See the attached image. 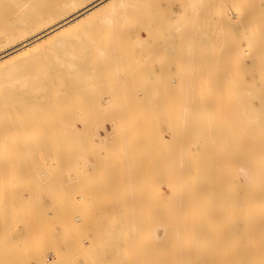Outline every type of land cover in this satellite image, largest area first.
<instances>
[{"label": "rangeland", "instance_id": "374dc122", "mask_svg": "<svg viewBox=\"0 0 264 264\" xmlns=\"http://www.w3.org/2000/svg\"><path fill=\"white\" fill-rule=\"evenodd\" d=\"M9 1L0 0V34L10 35L15 42L31 37L36 29L50 20L57 22L66 11L60 7L65 0H12L15 4ZM18 1H25L26 8L23 2L19 6ZM41 1L44 5L48 2L49 7L40 5ZM85 1L90 0H75L77 3ZM178 1L155 0L152 4L143 1L138 5L131 2L128 7L131 13L129 9L124 11L131 20L122 17L121 23L118 21L111 25L113 31L109 26L106 30L99 24L94 25L91 31H74L62 37L66 43L62 50L52 47L50 42L13 63L15 71L12 78H15L11 83L14 85L6 82L9 87L4 83V88L0 86L1 95L4 93L0 96V264H175L174 249L169 244L172 241H168L171 238L166 240L170 237L167 223L172 224V221L164 222L166 216L163 213L175 209L171 208L170 199L177 192L173 193V188L184 184V179L180 176V180L176 172L181 162L176 164L177 161L173 160L180 154L175 150L180 147V133L183 149L187 126L192 121L189 116L185 118L181 107L187 95L179 97L182 89L178 85L181 84L179 74H182L183 63L176 56L189 54L192 48L198 50L203 46L207 27L216 16L212 9L218 3H225L224 8L228 12H236L238 18L246 16L244 28L248 33L264 35V0H196L185 10L187 17L182 19L183 25H179L182 35L174 31L178 26L177 20L174 21L173 15L168 18L171 13L166 11L168 6L179 8L175 6ZM242 6L249 16L244 15ZM145 9L149 14L159 11L154 17L149 15L155 21L145 20ZM33 11H37L34 12L36 22ZM26 13L28 17L22 16ZM3 15L5 21L1 20ZM142 16L145 24L150 25L147 27L152 28L148 33ZM168 19L173 20L170 22ZM182 20H179L180 24ZM168 25L174 32L167 31ZM13 29L16 30L13 32ZM24 29L27 30L25 35L21 31ZM15 32L23 36L15 37ZM192 36L198 40L194 46ZM6 45L8 43L0 41V51L5 50ZM5 69L3 67L0 72ZM258 71L255 69L249 76H242L254 85V97H259L264 91V77L257 76ZM182 75L183 84L188 85L184 72ZM6 89L12 94L7 95ZM175 90L179 94H175ZM170 94L176 95L174 99ZM158 99L166 101L162 104ZM180 99L184 100L183 104ZM154 106L158 108L155 111ZM214 114L210 117L213 119L208 120L219 122ZM185 119L189 124L184 122ZM149 121H152L151 127ZM238 121H243V124ZM238 121L241 128L249 124L247 116ZM145 144L150 146L147 148ZM50 149L55 150L54 154ZM168 150L172 153H167ZM167 154L176 158L168 162ZM57 155L62 157L57 159L61 162H54ZM161 158L166 167L162 168L165 162Z\"/></svg>", "mask_w": 264, "mask_h": 264}, {"label": "bare ground", "instance_id": "6f19581e", "mask_svg": "<svg viewBox=\"0 0 264 264\" xmlns=\"http://www.w3.org/2000/svg\"><path fill=\"white\" fill-rule=\"evenodd\" d=\"M11 1L12 0H10L9 2ZM15 1L17 2V0H13V2ZM25 1L24 2L22 1V2L24 3L23 5L26 8ZM143 1L149 2L152 4L155 0H90V1H85L82 3H77L75 2V0H65L63 3L60 4V7L66 10L63 14H61V18L59 17L60 20H58L57 22L50 20L47 23L42 24L44 22L42 21L41 23L40 21L42 19L39 18L40 24L44 26H40L42 27L40 29V27L36 25L37 27H39V30L36 29L37 31L33 33L31 37L24 39L20 42L18 41L15 42L14 40H12V37L10 35L3 36V34H0L1 35L0 41L1 42L4 41V43L5 42L8 43V45H6L7 46L6 49L3 51H0V70L3 67L6 68L5 69L6 71L0 72L1 88H4L3 85L5 86L7 85L6 82L8 83L10 82L9 85L11 86L12 84L11 79L14 80L15 78V76L12 78V76L14 75V71H15L13 63L17 59L28 56L34 50L42 46H45V44L50 43V42H52V47L62 50L66 46L65 45L66 43L65 41H63L62 37H64L65 35L71 32H74V31L77 32L78 30H79L78 32H86L89 30L91 31L94 25L96 24L102 25L104 29H106V27L109 26L110 29L112 30L113 27L111 25L113 23H117L118 21L120 22V19L124 18L125 20L128 18L127 12H126L127 16H125L124 11L129 9L128 7H130L129 4L131 2H134V3L136 2L138 5L140 2H143ZM195 1L196 0H179L175 4V6H178L179 8L174 7V6L167 7L166 11H168V13H171V14H168L170 15L168 16V18H170L171 15H173L174 21L177 20L175 22L178 24V26L175 25L176 26L174 27L176 29L174 30L175 32L178 31L179 33L180 31L179 28L181 27L179 25H183L182 19H185L187 17L185 15L187 14L185 10L189 8L188 6L189 4H192V3L195 4ZM224 1L225 0H223V2ZM13 2H11V4H15ZM22 2L18 1L19 6L20 4H22ZM42 2L43 1L40 2V5L43 4ZM196 3L199 4V2H196ZM46 4L48 6L49 3L45 2V5ZM224 4L225 3L223 4L218 3L215 6V8L212 9V11L216 14V16L214 18L215 20L211 22V24L207 27L208 29L206 28L208 31L207 34H206V30L204 29L205 27L203 28L205 31L204 33L206 34L203 40V44H202L203 46L200 47L198 50L192 48L189 51L190 52L189 54L188 53L185 55L179 54L178 56H176V59L177 58L179 60L182 59L181 63L185 65V66L182 65L181 70H182V74L183 72L185 74L184 76L185 81L188 82V85L186 84L187 86L183 84L182 79H181L183 78V75L179 74V76L181 75L179 77L181 84L178 83V85L182 86L181 87L182 89L179 88L181 90L180 92L181 95H179V97L187 95V97L184 96L185 98H187L184 104H183L184 100L180 99L182 100L180 102L183 104V106L181 105V107L184 109L183 112L185 113V118L188 119V116H189V118L192 119V121H190L191 126L186 121V119L184 121L186 124H189L186 130L187 136L184 139V147H183L184 151L181 148L182 143H183L182 142L183 139L181 138L182 136V132H181L180 133L181 135L180 136V141H181L180 147L179 149L177 148L175 149L176 152L178 150L180 154L176 153L178 155L177 159L173 160V161H177L176 164L178 162H181L180 164L178 163L179 165H177L178 167L177 169L179 170H176V172L179 173V177L181 176L184 179V184L179 188H173V193H175V191L177 192L175 196L171 195L170 199L172 200L171 208L174 207L175 209H173V211L172 210L171 211L167 210V212L165 211L166 214L162 212L164 217L166 216L163 219L164 222L166 221L167 223L168 221H172V224L168 222L170 225L167 223V227L169 228V231H170L169 232L170 237L166 238V240L171 238L168 241L169 242L172 241V243L171 242L170 243L168 242V243L170 245L172 244L173 246L175 264H264V115H262L264 113L262 114L259 113V111L264 112V91H262V95H260L259 97H254L255 96L254 90H253L254 85L252 86V84L248 82L247 79L246 81L242 79L243 78L242 76L244 77L249 76L250 73L255 69L259 70L257 76L264 77V35L261 36L259 35L260 33L253 34L254 30L252 31L253 33H248L246 29L244 28L247 25L246 16L238 18L236 12H228L224 8ZM27 5H28L27 7L30 6L29 4ZM45 5L43 7H45ZM208 6H209V2H208ZM255 6H256V3H255ZM60 7H59V10L61 9ZM133 8H134V5H133ZM146 8L149 9L148 7ZM157 8H158V5H157ZM162 8H165V6ZM28 9H29L28 11H30L29 13L32 14V9L30 7ZM137 9L135 8V10ZM209 10H210V6H209ZM253 10L255 9L253 8ZM145 11L146 9L143 10V13H144L143 15L146 18L143 16L142 17H143V20L145 18L147 22H148L147 18H150V16L154 17V14H157L159 12L157 10L158 12L152 11V13L149 14V11H146V12ZM34 12H37V11H33V17H34L33 19H34V22H36L37 19H36ZM246 12L247 11H245L244 12L245 14L244 13L243 14L247 15ZM27 13L22 14V16L27 15ZM129 13H131V11ZM147 13H148V16L150 15L149 17L147 16ZM1 16L2 15H0V17ZM4 18L5 16L3 17V19ZM256 18H255V21H256ZM3 19L1 20L5 21V19L4 20ZM33 19L32 21L31 19L29 21L33 22ZM152 19H151L152 21H155L154 18ZM173 19H170V20H173ZM128 20H131V19L128 18ZM128 20H126L127 23L129 22ZM145 20H144V24H145ZM179 20H182L181 24ZM142 23L143 21L140 22L141 25ZM149 23L151 24V21ZM7 24H9V22ZM33 25H35V23ZM169 25H168V28H166L167 31H169L168 29H170ZM7 26L8 28H10L9 25H6V27ZM10 26L12 27L11 24ZM147 26H150V25L148 23L144 25L146 32L148 33L150 32L151 27L149 28ZM142 27L140 26V29H143ZM3 29H4V26H3ZM134 29L135 28H133L132 30ZM145 29H143L144 32H145ZM171 29L169 33H171V31L174 32L173 27ZM251 29H253V27H251ZM15 30L16 29H13V32ZM21 31H23V34H24L27 30L25 31L24 29ZM182 31H185V30H182ZM233 32H234V35H233ZM1 33H3V31ZM29 33H32V31ZM15 34L17 35V32H15ZM23 34L21 33L20 35H17V36L13 35V36L19 37L21 35L23 36ZM176 34L174 33V35ZM131 35H132V31H131ZM174 35L172 34L173 37H175ZM180 35H182V33ZM196 35L197 34H195V36ZM195 36H192L193 41L191 40L193 46H194V43L198 41L196 39L197 36L196 37ZM201 37H203V35H201ZM175 39L177 38L175 37ZM165 46H167V44ZM172 49H174V47ZM98 50L100 51V49ZM146 52L148 51L146 50ZM170 58H173V57H170ZM210 69H211V72H210ZM181 70L177 69V72L181 73L180 72ZM262 81H264V78H262ZM182 84L185 85L184 89H183ZM9 85H7V87H9ZM12 87L10 88L11 92L14 91L12 90L13 89ZM170 90H173V89H170ZM147 91H148V87H147ZM173 91L171 92L173 93ZM2 92H4V90H2ZM7 92H8L7 95L12 94V93L11 94L9 93V90H7ZM156 92H159V90H156ZM176 92L177 90H175L174 93L179 94V92L177 93ZM168 93L169 91L167 90V94ZM2 95L0 92V96ZM155 95L157 96L158 94L156 93ZM149 96H150V93H149ZM169 96H172V98L174 99L176 95L173 97V94L172 95L170 94ZM164 101L161 100V102L160 101L159 102L162 103ZM153 102L154 101H152V103ZM142 106H143L142 108L144 109V105ZM154 108H153L154 111L158 109L155 106ZM128 113L129 112H127V115ZM214 113H217V114H214ZM213 114L216 115L215 117H218L216 119H218L219 122H212V121L210 122L208 120V118L213 117L212 116ZM121 116L123 115L121 114ZM242 116L244 117L247 116L249 118V124L247 127H244V126L243 128H241L242 126L240 127V125L243 124V121H240L242 122L240 124L238 120L242 119ZM122 119L124 120V117ZM210 119L212 120L213 118H210ZM237 121L240 124L239 126L237 125ZM151 122H150V127H151ZM112 124H115V122H113ZM120 124H124V123H120ZM186 124L184 125L185 127H186ZM182 127H183V123H181V128ZM182 131H184V129ZM14 133H17V132H14ZM122 133H125V132H122ZM11 134H13V132ZM136 134L138 133L136 132ZM150 134L151 133H149V135ZM157 138L159 137L157 136ZM146 141L147 143L148 141L149 143H151L149 139ZM170 141L172 142L173 139L171 138ZM171 142H169L168 145ZM164 144H161V145H164ZM171 145L172 144H170V146ZM149 146L150 145L148 144L147 148ZM151 147L153 146L151 145ZM163 147L165 148L166 146L164 145ZM180 149L181 151H179ZM51 151H53L52 153L54 154L55 150L50 149V152ZM171 151L173 150L171 149ZM166 152L170 153L169 150ZM166 152L164 154H166ZM20 153L22 154L24 152L21 151ZM57 153L59 154L60 152L57 151ZM166 156L167 158H169V160L165 158L168 160V162L172 161L173 158H176L175 155L173 158H170L169 154H167ZM61 158L62 157H60V155H57L56 157H54V159L56 160L54 162H57L58 161L57 159H61ZM70 158H69V161L71 162ZM163 161L164 160L162 159V162ZM58 162H61V160H59ZM167 165L169 164L167 163ZM159 166L161 167V165ZM163 167H166V162H165V165L162 166V168ZM133 171L134 173L136 172L135 170ZM181 177H180V180H181ZM175 183H176V180H175ZM149 225H151V222ZM164 239L165 238H163V240ZM159 242H161V240ZM165 247L166 246L164 245V248ZM171 251L172 250H170V253Z\"/></svg>", "mask_w": 264, "mask_h": 264}]
</instances>
